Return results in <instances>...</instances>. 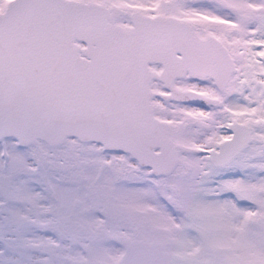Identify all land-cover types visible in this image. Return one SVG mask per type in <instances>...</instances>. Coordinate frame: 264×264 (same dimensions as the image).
Wrapping results in <instances>:
<instances>
[{"label":"snow or ice","instance_id":"obj_1","mask_svg":"<svg viewBox=\"0 0 264 264\" xmlns=\"http://www.w3.org/2000/svg\"><path fill=\"white\" fill-rule=\"evenodd\" d=\"M0 264H264V0H0Z\"/></svg>","mask_w":264,"mask_h":264}]
</instances>
